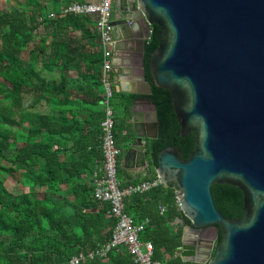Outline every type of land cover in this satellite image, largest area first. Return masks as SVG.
I'll use <instances>...</instances> for the list:
<instances>
[{"label": "water", "instance_id": "obj_1", "mask_svg": "<svg viewBox=\"0 0 264 264\" xmlns=\"http://www.w3.org/2000/svg\"><path fill=\"white\" fill-rule=\"evenodd\" d=\"M118 14L113 55L134 75L125 92L148 97L143 102L151 108L141 124L145 134L126 157L137 154L147 165L144 139L158 137L152 86L170 92L180 136H196L188 159L167 147L156 169L166 186H176L175 198L190 221L179 256L190 264H264V0H121ZM155 26L152 85L145 45ZM216 184L243 193V218H226L216 208ZM210 227L215 235L203 237Z\"/></svg>", "mask_w": 264, "mask_h": 264}, {"label": "trees", "instance_id": "obj_2", "mask_svg": "<svg viewBox=\"0 0 264 264\" xmlns=\"http://www.w3.org/2000/svg\"><path fill=\"white\" fill-rule=\"evenodd\" d=\"M42 1L47 0H26L14 10H0V264H70L79 252L87 253L108 243L116 224L115 219L108 216L110 205L101 204L94 197V173L96 163L103 158L101 152L89 151V144L75 147L79 156L75 160L72 149H65L70 143H80L85 122H81L78 115L69 119L67 108L59 107L58 115L55 110L41 115L28 113L24 107L28 96L39 98L55 94L56 88L46 84V77L42 79L35 66L43 62L46 72L49 55L54 61L57 55L69 54V47L62 39L70 28L82 30L83 38L90 43L96 42L100 48L95 15L68 14L51 19ZM41 26L53 28L54 34L61 38L59 46L52 45L53 52L49 55L47 39L35 40ZM158 31L155 26L145 45L146 77L152 85L149 61L151 53L159 46ZM92 55L102 53L98 51ZM87 81L93 83L94 79ZM95 83L92 88H104L102 78ZM152 90L150 98L157 108L159 134L156 139L145 140L150 167L148 180L156 177L158 155L162 150L174 147L186 160L196 146L194 133L180 136L170 92L155 86ZM124 97L131 98L114 93L112 106L115 110L116 100ZM122 110L129 114L127 107ZM104 117L103 112L100 127L96 125L95 128L98 136L102 134ZM117 136L116 145L122 154ZM2 162L10 165L5 167ZM8 178L29 191L10 192L5 187ZM118 179L122 188L143 182H124L120 170ZM176 190L174 184H168L126 199V212L136 223L149 220L140 240L152 243L153 260L161 264H190L178 255L184 228L190 221L176 203ZM212 194L216 208L226 218L244 217V195L238 188L216 184ZM160 207L165 208L163 213ZM221 240L220 233L216 244ZM83 264H134V260L122 246L112 249L106 260L95 259Z\"/></svg>", "mask_w": 264, "mask_h": 264}, {"label": "crops", "instance_id": "obj_3", "mask_svg": "<svg viewBox=\"0 0 264 264\" xmlns=\"http://www.w3.org/2000/svg\"><path fill=\"white\" fill-rule=\"evenodd\" d=\"M26 0H8V4L11 3L10 8L6 10H14L17 4L25 3ZM100 0H83L82 3H79L76 0H47L42 1V6H47V10L49 15L51 13L58 14L57 18L62 17L59 15V12L63 7L75 5V4H94L99 3ZM121 5V0H115L113 4V23L119 19L118 7ZM66 6V7H67ZM58 12V13H57ZM95 20H98V17L94 16ZM55 19V18H54ZM97 30V28H96ZM141 31V29H139ZM100 37V48L93 43L88 42L87 39L83 38L82 30L70 28L66 32V36L62 39L64 43H66L69 47V54L63 55L59 57L57 55L54 61L51 59V52H53L52 45L59 46L61 38L54 34L53 28H45V26H41L38 32V36H36L35 40L47 39L48 50L47 53L50 56L47 70L43 71V62H40L35 66V69L38 70L41 74L42 79L44 76L47 79V83L49 87H55V94L50 93V95L42 97L39 96H28L24 100V107L28 113H39L41 115L51 114L53 110H55L56 115H58L59 107L67 108L68 117L72 119L73 116H80L79 120L81 122H85L84 131H82V138L80 139V143L77 144H69L66 145V150L71 148V154L75 160L79 158L78 154L75 153V147L88 146V150L99 151L102 153L101 149V135L98 136L95 128L96 125L100 127V117L104 112L103 101L101 102V98L104 96L105 88L101 87H93L96 79H101L103 72V50H102V39L101 34L97 30ZM122 32V31H121ZM54 36L56 40H54ZM58 42V43H57ZM62 42V44H64ZM67 47V51H68ZM59 48H55L58 50ZM100 51L102 55H92L95 52ZM88 55V56H87ZM86 56L88 58H86ZM114 72H112L113 78L117 80V84L119 87L114 91V93H120L127 95L131 98H121L120 100H116V104L118 103L116 110L112 106L111 99V107L114 111V120H115V136L118 135V141L121 146L123 153L121 154L119 161V170L121 172V178L124 182H129L132 180H141L144 182L152 181L154 179L160 178L156 173V177L154 179H147L149 176V160L147 159V153L145 157V163L147 165H143L139 162L138 155H130L128 158L126 157L127 152L135 140L137 136H143L145 134V129L142 127V123L145 125L147 120V115L150 113L151 108L149 105L145 104L143 101L145 96L142 95H132L128 94L125 91L131 89L130 83L134 79V75L129 72V68H125V64L122 59H118L114 57ZM43 61V57L41 59ZM103 61V62H102ZM54 62V64H53ZM120 66V68L117 67ZM123 69L125 72L121 74L120 70ZM123 74H126L122 76ZM94 79V82H88L87 80ZM76 82V83H75ZM96 84V83H95ZM129 85V86H127ZM54 94V95H53ZM42 97V98H41ZM54 98V99H53ZM105 98V97H104ZM137 100V103L134 107V102ZM35 101H38V106ZM129 114H125L122 108H126ZM72 108V110H70ZM133 108L136 111V116L133 115ZM118 109V110H117ZM116 111V112H115ZM92 123H87V121ZM27 125V124H26ZM97 127V128H98ZM148 139L145 138L144 141ZM146 146V141H145ZM20 145V144H19ZM21 146V145H20ZM147 152V149H146ZM65 157V155H62ZM102 160L96 163V169L94 173V181L95 177L98 174H101V164ZM164 183V182H163ZM95 184V182H94ZM161 186H166L165 184ZM159 186V187H161ZM156 187V188H159ZM66 186H63L65 189ZM155 189V188H153ZM152 190V189H151ZM149 192V191H148ZM146 193V192H145ZM143 194V193H142ZM134 195V194H133ZM131 197V196H130ZM128 197V198H130ZM129 215V214H128ZM130 216V215H129ZM131 217V216H130ZM132 218V217H131ZM133 219V218H132ZM134 220V219H133ZM135 222V221H134ZM144 222V221H143ZM178 222V221H177ZM136 223V222H135ZM126 248V247H125ZM127 250V249H126ZM128 252V250H127ZM181 249L179 248V254ZM178 254V255H179Z\"/></svg>", "mask_w": 264, "mask_h": 264}, {"label": "built area", "instance_id": "obj_4", "mask_svg": "<svg viewBox=\"0 0 264 264\" xmlns=\"http://www.w3.org/2000/svg\"><path fill=\"white\" fill-rule=\"evenodd\" d=\"M115 0H100L94 4H75L63 7L59 11L60 16L68 14L73 15H96L98 17L96 28L101 34L102 50H103V67L102 82L105 88V98L103 101L105 117L101 122V149L103 153V161L101 164V174L95 177L94 197L101 204L110 205V217L116 221L112 232L111 239L108 243L90 250L85 253L79 252L72 257L70 264H83L86 261L95 259L106 260L112 249L125 246L129 254L134 260V264H161L159 261L153 260L154 247L151 242H142L140 234L144 230L149 220L141 223H135L134 220L126 212V199L133 194H142L153 188L163 185V181L158 178L141 184L129 185L122 188L118 179L119 164L118 159L121 150L116 145L115 138V120L114 111L111 107V99L114 91L119 87L114 72V23H113V4ZM58 14L51 13V19L57 18ZM42 21V19H40ZM176 203L181 210L180 204L176 199ZM161 213L165 211L164 207H160Z\"/></svg>", "mask_w": 264, "mask_h": 264}, {"label": "rangeland", "instance_id": "obj_5", "mask_svg": "<svg viewBox=\"0 0 264 264\" xmlns=\"http://www.w3.org/2000/svg\"><path fill=\"white\" fill-rule=\"evenodd\" d=\"M10 1H14V0H10ZM11 3L8 4V0H0V10H6L7 8H10ZM17 7V4L16 6ZM36 105L38 106L39 102L35 101ZM26 108V107H25ZM2 164L7 167L10 164H8L7 162H2ZM5 187L12 193L14 194H18L19 192L25 191L28 192L29 189L28 188H24L21 183L16 182L15 180L8 178L5 182ZM42 194V193H41Z\"/></svg>", "mask_w": 264, "mask_h": 264}, {"label": "flooded vegetation", "instance_id": "obj_6", "mask_svg": "<svg viewBox=\"0 0 264 264\" xmlns=\"http://www.w3.org/2000/svg\"><path fill=\"white\" fill-rule=\"evenodd\" d=\"M203 237L205 238H212L215 235V228L214 227H210L208 229H206L203 233H202ZM217 246V244L215 245Z\"/></svg>", "mask_w": 264, "mask_h": 264}]
</instances>
